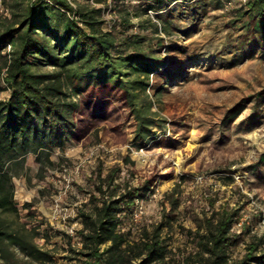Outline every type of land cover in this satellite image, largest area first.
<instances>
[{"label":"trees","instance_id":"16d2710c","mask_svg":"<svg viewBox=\"0 0 264 264\" xmlns=\"http://www.w3.org/2000/svg\"><path fill=\"white\" fill-rule=\"evenodd\" d=\"M4 1L13 9V20L0 30L1 264H50L54 260V249L38 243L40 237H49L48 229L41 232L39 224L22 219L14 199L13 176L25 173L28 154L35 156L43 171L54 164L51 154L56 147L63 149L67 140L79 143L91 136L98 142L111 140L133 149L164 147L172 151L195 126L200 141H211L208 153L214 172H229L232 161L227 146L260 118L264 86L243 93L230 105L200 104L194 124L179 109L178 93H172L170 86L201 80V76L206 77L202 82H212L205 73L212 64L191 73L190 68L220 30L228 28L222 45L226 49L231 48L230 43L236 49L247 45L251 50L264 49V0H247L223 25L215 24L213 34L185 45L166 43L158 35H169L178 28L172 25L173 12H179L177 17L209 16L222 9V0H147L144 7L132 5L140 9L135 13L121 0H95L100 6L74 0L75 8L67 0ZM149 10L157 21L149 17ZM106 12L116 16L109 29L104 28ZM132 14L140 18L136 23ZM196 24L192 20L184 33L189 35ZM149 27L158 35L155 47L144 45L137 31ZM8 45L10 50H6ZM164 47L167 56L161 54ZM167 94L174 97L166 107L170 133L166 132L167 119L161 115L162 98ZM155 102L162 105L160 109H153ZM244 110L247 112L238 119ZM128 117L132 118L131 139L124 129ZM124 161L133 163L129 155ZM168 164L159 154L157 163L136 185L116 181L119 165L103 176L99 168L95 190L90 193L93 205L78 210L80 246H74L67 235L65 258L72 264H264V234H251L245 224L235 232L240 208L216 207L213 199L211 213L197 219L195 229L186 230L192 248L177 254L163 229L175 220L180 205L178 184L165 194L159 221L137 224L135 236L130 227L124 229L135 199L150 190ZM247 168L260 172L264 180V149ZM232 180L227 177L224 182ZM245 233L249 237L244 253L232 258V248Z\"/></svg>","mask_w":264,"mask_h":264},{"label":"rangeland","instance_id":"374dc122","mask_svg":"<svg viewBox=\"0 0 264 264\" xmlns=\"http://www.w3.org/2000/svg\"><path fill=\"white\" fill-rule=\"evenodd\" d=\"M12 1L8 0V3ZM121 1L130 6L131 13L140 10L137 7L132 8V5L143 4L144 7L147 4V0ZM121 1L117 3L120 4ZM222 1V9L212 11L209 16L200 18L192 14L187 17H177L179 12L175 10L171 21L172 25L178 28H174L169 35L163 32L158 35L163 37L166 43L175 42L182 45L199 38L206 39L214 33L215 24L223 25L234 14L236 8L245 3L244 0ZM4 3L8 7V12L0 13V30L13 20L11 12L13 9L5 1ZM184 9L187 11V8ZM152 13H154L152 10L148 11L149 17H152ZM104 16L108 25L113 24L116 17L114 13L106 12ZM153 16L155 18L154 14ZM132 19L136 23L140 18L133 15ZM192 20H196L197 26L189 35L185 34L183 30ZM227 30L228 28L216 32L215 39L207 46L205 54L198 56L195 59V67L190 68L191 73L212 64L213 68L205 72L213 79L212 82H202L206 77L201 76V80L194 78L184 82L183 85L170 86L172 93H178L179 109L186 112V120L192 124L195 123L197 115L196 107L200 104L207 102L230 105L243 93L264 86V49L257 47L256 50H251V46L248 45L243 49H236L232 47V43L228 44L231 45L229 49L222 47L224 40H227ZM137 31L144 40V45L155 47V39L158 35L153 33L151 27ZM220 49H222L220 55H213ZM161 54L167 56L165 47ZM42 69L48 70L51 67ZM219 85H223L224 88L216 90L215 87ZM173 99L171 94H167L162 98L163 106L158 102L153 106L154 110L163 107L161 115L167 119V133H170V119L166 107L168 101ZM246 112L247 110L241 112L238 119ZM131 121L132 118L128 117L124 122V129L130 139L133 136ZM249 127V130L240 134V139H231L227 146L228 159L232 161L228 173L214 172L213 159L208 153L211 141H200L195 126L190 130L188 138L182 140L172 151L164 147L133 149L129 145H114L111 140L98 142L94 136L79 143L67 140L63 149L59 147L54 149L51 154L54 164L47 166L43 171H39V163L33 154L26 156L25 173L13 176L14 199L22 219L29 221V224H39L41 232L48 229L49 237H40L38 243L42 247L54 249V260L50 264H72L65 258L68 253L65 227L77 222L74 227L80 229L78 210L80 207H92L90 193L95 190L99 168L103 176L110 167L119 165L121 171L116 181L120 184L128 182L129 185H136L141 175L155 165L158 155L162 154L163 159L170 161V164L161 168V175L151 185L150 190L144 196L138 197L144 207L141 218L134 220L132 216L131 220L126 222L124 229L130 227L132 235L135 236L137 224L159 221L165 194L171 192L178 184L180 205L175 212L172 225L163 229L170 247L177 254L192 248L193 244L186 230L195 229L197 219L211 213L212 199L216 207L225 204L239 207L240 219L245 215L248 217L244 224L251 228L250 233L262 235L264 234V180L260 172L247 166L256 158L258 151L264 149V110L260 112V118L253 121ZM160 132L161 130L158 131ZM127 155L133 163L124 161ZM227 177H232L233 180L225 183ZM95 193L98 195V192ZM135 205L134 202L133 210ZM241 228L242 226H234L233 230L239 232ZM248 237L246 233L243 234L240 242L232 248V258L244 253ZM70 240L74 246H80L78 237L73 239L70 237Z\"/></svg>","mask_w":264,"mask_h":264},{"label":"built area","instance_id":"2783aa9c","mask_svg":"<svg viewBox=\"0 0 264 264\" xmlns=\"http://www.w3.org/2000/svg\"><path fill=\"white\" fill-rule=\"evenodd\" d=\"M33 1V0H32ZM48 2H50V0H47ZM74 8H75V2H74V0H67ZM245 2L247 1V0H244ZM89 2H91L93 5H96V6H100V5H102V4H100V3H98V2H96L95 0H89ZM151 11V10H150ZM7 12H8V7H6L5 6V3H4V1L3 0H0V13H4V14H7ZM153 14L154 13H152V17H153V19L155 20V21H157L155 18H154V16H153ZM75 15L74 14H72V16L71 17H74ZM76 17V16H75ZM104 18H105V16H104ZM107 21L105 20V23H104V28L105 29H109L111 26H112V24H109L108 25V23H106ZM10 48H11V45H8V50H10ZM135 209L133 210V213H132V216H133V218H134V220H139L140 218H141V216H142V214L144 213V207H143V204L139 201V199L138 198H136L135 199ZM247 216L245 215L244 216V218H241V219H239L237 222H236V224H235V226L236 227H241V226H243L244 225V223L245 222H247ZM75 224H77V222H75L74 223V225H71V226H67L66 225V227H65V232H66V234L69 236V237H71L72 239L74 238V237H78V235H77V231L79 230V228H76V227H74L75 226ZM81 228V227H80Z\"/></svg>","mask_w":264,"mask_h":264}]
</instances>
